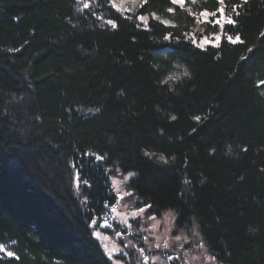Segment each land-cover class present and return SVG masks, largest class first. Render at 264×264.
I'll list each match as a JSON object with an SVG mask.
<instances>
[{"label": "trees", "instance_id": "trees-1", "mask_svg": "<svg viewBox=\"0 0 264 264\" xmlns=\"http://www.w3.org/2000/svg\"><path fill=\"white\" fill-rule=\"evenodd\" d=\"M115 172L221 264H264V0H0V264H113Z\"/></svg>", "mask_w": 264, "mask_h": 264}, {"label": "rangeland", "instance_id": "rangeland-1", "mask_svg": "<svg viewBox=\"0 0 264 264\" xmlns=\"http://www.w3.org/2000/svg\"><path fill=\"white\" fill-rule=\"evenodd\" d=\"M118 10L134 11L143 0H112ZM182 4V0H178ZM172 9H169L171 12ZM221 15V14H220ZM219 15L214 20L218 21ZM162 23L173 25L166 17L153 14ZM199 21L210 20L207 12L199 14ZM221 18V16H220ZM197 20L193 30L199 29ZM195 37V34L192 35ZM219 34H212L195 40L200 45L216 44ZM177 77V73L173 74ZM132 173L115 172L111 176V185L117 200L113 207L106 210V225L125 227L126 231L100 229V223L93 226L94 236L113 264H221L208 250L195 224L177 226V217L173 211H164L160 216L150 214L146 207L139 206L127 187ZM114 228V227H113ZM125 243V247L122 245ZM0 251H5L0 247Z\"/></svg>", "mask_w": 264, "mask_h": 264}, {"label": "flooded vegetation", "instance_id": "flooded-vegetation-1", "mask_svg": "<svg viewBox=\"0 0 264 264\" xmlns=\"http://www.w3.org/2000/svg\"><path fill=\"white\" fill-rule=\"evenodd\" d=\"M106 216H107V212H104L98 218H94L93 226L96 225L97 223H100V227H99L100 229H103L106 232H107V230H110L111 228L106 225L110 220H105ZM123 230L126 231V233H128L127 229L125 227H119V226L117 227L115 224L112 225L111 231H115L116 234L121 233V231H123ZM122 245L125 247V243H122Z\"/></svg>", "mask_w": 264, "mask_h": 264}]
</instances>
